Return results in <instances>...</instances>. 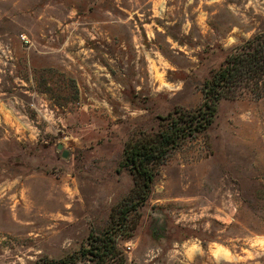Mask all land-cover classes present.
Returning <instances> with one entry per match:
<instances>
[{"label":"rangeland","instance_id":"obj_1","mask_svg":"<svg viewBox=\"0 0 264 264\" xmlns=\"http://www.w3.org/2000/svg\"><path fill=\"white\" fill-rule=\"evenodd\" d=\"M262 30L264 0H0V264H51L113 226L125 141L195 108ZM130 217L107 264H264V95L220 99Z\"/></svg>","mask_w":264,"mask_h":264},{"label":"trees","instance_id":"obj_2","mask_svg":"<svg viewBox=\"0 0 264 264\" xmlns=\"http://www.w3.org/2000/svg\"><path fill=\"white\" fill-rule=\"evenodd\" d=\"M203 99L193 109L175 108L159 117L156 126L138 130L124 143L118 170H127L132 187L115 211L114 225L100 233L89 234L68 258L51 264H107L117 256L116 238L133 235L137 213L152 190L158 167L170 153L187 140L204 132L212 123L220 99H233L245 92L264 95V30L231 49L209 71L203 87Z\"/></svg>","mask_w":264,"mask_h":264},{"label":"water","instance_id":"obj_3","mask_svg":"<svg viewBox=\"0 0 264 264\" xmlns=\"http://www.w3.org/2000/svg\"><path fill=\"white\" fill-rule=\"evenodd\" d=\"M57 147H58V148H61V147H62V144L59 143V144L57 145ZM67 154H68V151L65 150V149H63L62 152H61V155H62V156H67Z\"/></svg>","mask_w":264,"mask_h":264}]
</instances>
